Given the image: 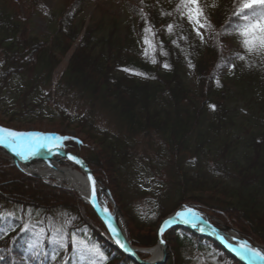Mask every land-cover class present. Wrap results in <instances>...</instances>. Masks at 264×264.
I'll return each instance as SVG.
<instances>
[{"label":"trees","instance_id":"obj_1","mask_svg":"<svg viewBox=\"0 0 264 264\" xmlns=\"http://www.w3.org/2000/svg\"><path fill=\"white\" fill-rule=\"evenodd\" d=\"M235 2L199 0L212 25L206 43L201 44L193 25L174 12L179 0H143V4L123 0L124 21L89 23L81 16L90 0H68L52 19L53 30L48 36L32 34L29 24L16 17L10 0H0V100L19 77L25 82L17 97L20 103L40 98L39 103L52 109L60 124L67 122L72 127L74 136L63 141V146L80 157L99 185L108 190L126 221L132 247L153 248L156 228L170 214L158 203L155 222L143 224L124 199L119 175L132 158L128 143L137 137L159 143L169 157L166 185L176 197L173 209L182 204L214 209L226 226L264 246V59L249 56L247 63L252 62L255 68L236 75L240 65L247 63L234 57L244 51L240 43L234 50L226 46L237 42V36H221L219 46L209 38L226 29L230 19L235 21L231 15ZM141 7L156 33L150 37L156 45L151 53L155 64L143 55L146 25L138 14ZM168 24L174 25L171 34ZM161 45L167 55L160 54ZM164 63L170 67L165 69ZM229 64L235 65L231 71L236 78L231 82L238 91L226 87ZM60 66L64 69L54 80ZM186 69L193 71V87L183 82ZM42 74L49 79V86L45 95L38 97ZM245 94L256 104L245 105L252 115L248 126L237 124L234 112L238 105L232 103L234 96ZM60 100L80 103L86 110L82 115L71 114ZM96 106L111 114L115 135L96 133ZM13 118L0 124L9 125ZM203 166L215 179L202 175ZM0 201L42 213L65 210L74 218L63 226L65 232L98 245L106 257L103 264H135L121 253L103 224L73 191L26 176L1 155ZM14 217L0 219V244L5 250L0 264H87L67 248L60 250L49 244L52 233L47 227L28 223L25 233L20 230L27 223L25 219ZM41 227L45 232L40 235V247H30ZM163 237L169 254L166 264H239L188 230L171 228ZM54 251L59 253L57 261L51 260ZM137 256L141 260L149 257Z\"/></svg>","mask_w":264,"mask_h":264},{"label":"rangeland","instance_id":"obj_2","mask_svg":"<svg viewBox=\"0 0 264 264\" xmlns=\"http://www.w3.org/2000/svg\"><path fill=\"white\" fill-rule=\"evenodd\" d=\"M67 1L68 0H10V4L20 22L29 24V31H31L32 34L36 36H48L53 30L52 19L58 15ZM122 3L123 0H90V5L82 14L81 19H83L85 23L97 21L106 22L111 19L117 22H122L125 19ZM201 32L206 39L208 35L207 30L202 29ZM237 44H239V41H230L227 43L226 47L230 50H234L236 49ZM240 48L243 49L241 46ZM243 53L246 54L245 52ZM249 56L252 55L246 54L245 63L250 61ZM242 64L240 65V69L236 75H239L242 70L248 72L250 69L255 68V64H252V62L250 64ZM63 69L64 66H60L57 69L58 73L55 72L54 80L56 75L59 74V71ZM44 74L39 75V77L44 81L39 82V89H41V91L38 92V97H43L48 91L49 79L46 80ZM226 74L230 76H228L229 83L226 84V87L232 90V88L234 89L235 87L232 85L231 79L234 77L236 78V75L233 74V71H227L225 75ZM182 79L188 87H193L194 74L191 69L184 70L182 73ZM260 81L263 82L262 79H260ZM24 83L23 79L15 77L10 92H8V94L0 100V121H7L12 115H14V118L9 125L2 123L0 124V127L20 132H40L73 137L74 132L72 131V127L67 126V122L60 124L55 112L46 106V104L39 103L40 98L33 102L27 101L25 103H20V101L17 100V97H20L19 95L25 89ZM256 83L259 84L258 81H256ZM233 95L234 93H232V96ZM31 103L37 106H29ZM60 103L71 114L82 115L86 110V108L80 103H69L65 100H60ZM232 103L238 105V110L234 112L237 124L241 122L239 124L242 126H248L247 123L251 121L252 115L248 112V110H246L245 105L256 107V104L252 101L251 96L247 94L236 95L234 96ZM94 122L97 128V134L101 135L103 132H107L109 136L116 134L117 128L114 125L111 114L99 106H96V118ZM155 143L156 142H152L151 140L149 142V139H142L141 137H137L135 142H129L128 145L130 146V154H132V158H130L129 163L121 169V175H119L120 185L125 196L124 199L128 204L129 209L137 216L141 223L148 225H152L158 216V203L165 208V213L168 212L170 214H173L180 208L186 206V204H182L174 209L172 207V204L176 201V197L172 193L168 192V187L166 185L168 178L167 171L169 157L166 155L165 150L162 149L159 143ZM60 150L71 153L64 148L63 141H61ZM0 155L22 172L19 167L12 163V159L8 156L7 152L1 148ZM60 165L63 168L69 167V165L65 162H61ZM201 170L202 175H212L209 174V170L205 166H203ZM210 177L215 179L213 175ZM40 180L51 184V186L57 184L55 180L52 179ZM103 188L106 189L105 187ZM191 207L205 215L208 219V223L216 229L220 230L226 227L228 229L235 230L251 245H256L264 249L263 245L258 244L254 240H251L247 236L241 234L237 229L226 226L216 216V214L213 213L217 212L216 210L195 204L191 205ZM8 212L14 213V216L19 217V219H25L27 223L32 225L35 223L41 224L47 228H49L50 225L52 227H63L65 225V220L72 217L70 216L71 213H68L65 210H55L52 212L42 213L33 208H20L16 205L0 201V214ZM29 213L31 214L30 216L28 215ZM119 215L123 219L125 235L128 241L127 224L120 210ZM41 221L43 223H38ZM107 234L110 236L108 232ZM4 251V246L0 244V256L4 254ZM201 257L202 256L200 255V258ZM196 264L202 263L199 262Z\"/></svg>","mask_w":264,"mask_h":264},{"label":"snow or ice","instance_id":"obj_3","mask_svg":"<svg viewBox=\"0 0 264 264\" xmlns=\"http://www.w3.org/2000/svg\"><path fill=\"white\" fill-rule=\"evenodd\" d=\"M143 4V0H140ZM174 12L179 13L182 18L188 20L190 24L193 25L192 30L195 32L196 36L199 37L201 44L206 43L205 36L202 34L201 30H210L212 25L209 22L208 17L205 15L204 8L200 6L199 0H179L176 5ZM138 14L142 20L145 22L143 44L145 45L143 49V55L146 58H150L152 63H156L155 58L151 56L152 52L156 51V45L150 37H155L156 33L153 31L152 26L148 23L147 14L144 12V8L141 7L138 10ZM161 15H173V12L161 13ZM232 17L235 21L231 19L228 22L227 28L221 31H217L214 37H209L216 41V45H220V37L224 35H236L241 47L244 52L248 55H255L261 59H264V0H236L232 12ZM174 25L168 24L167 31L169 34L173 32ZM185 39V37H181ZM176 44V41H172ZM161 55H167L163 51V46L161 45ZM241 61L246 60V55L237 53L234 57ZM188 66L193 67L191 61L189 60ZM221 65H217L220 67ZM165 69H168L170 65L164 63L162 65ZM234 64H229V71L234 68ZM124 71H131L130 69H124ZM134 75L144 76V73L133 72ZM217 83H219L217 81ZM213 110H215L214 105H210ZM72 139L69 136H60L56 134H46L40 132H20L10 130L5 127H0V148H5L13 155L18 156L22 160L30 159L32 156L36 155L42 149L48 152H53L54 149H60L61 141H67ZM79 142V141H77ZM67 158L75 163H81L76 157L68 155ZM87 181L91 185V198L90 202L95 199V184L96 181L91 174L87 175ZM95 207L96 205L93 204ZM105 215V220L109 231L112 233V238L116 243L124 248L125 244L118 239L120 233L117 232L116 228L112 227L111 223V213L107 207L102 209ZM31 215L30 213L28 214ZM15 218L14 213L8 212L0 214V219H10ZM71 219L65 220V224H70ZM203 220L207 224V220L204 219L202 214L192 208L191 206H184L180 210L176 211L172 217L165 220L159 228V233L163 235L165 229L171 226L175 222L184 223L196 228L199 222ZM38 223H43L38 222ZM211 227V225H208ZM30 225L24 223L20 229L22 232L27 233L29 231ZM201 232L204 231L203 227L199 229ZM48 231L52 233L48 237V243L54 245L60 250H65L66 248L71 251L73 256H79L81 260H86L87 264H103L106 257L98 245L85 239L78 238L75 233H66L63 227H52L48 228ZM215 231V229H213ZM45 232V228L41 227L39 233H36L37 240L30 245V247L37 248L40 247V235ZM70 236V239L68 237ZM223 239V237H221ZM161 244L164 240L161 239ZM232 250L238 253L242 258L246 259L249 264H264V250L252 246L247 240H237L235 246ZM59 253L54 251L51 256L52 261H57ZM61 264H65L61 261Z\"/></svg>","mask_w":264,"mask_h":264},{"label":"bare ground","instance_id":"obj_4","mask_svg":"<svg viewBox=\"0 0 264 264\" xmlns=\"http://www.w3.org/2000/svg\"><path fill=\"white\" fill-rule=\"evenodd\" d=\"M6 152V150H4ZM12 154V153H11ZM13 155V154H12ZM16 157V160L13 158L12 161L17 163V166L26 174L31 175H38L43 179H52L59 185H63L73 190V192L79 195L84 201L88 200L91 196V187L89 182L87 181L86 176L80 171L73 167L63 168L61 167V162H63V158L58 153H45L40 154L38 152L36 155L32 156L30 159L22 160L18 156L13 155ZM95 199L98 203L100 212L105 217L104 212L102 209L107 207L111 213V222L114 224L117 232L120 233V237L126 239L125 235V227L122 218L120 217L119 213L112 207L105 196L104 189L96 186L95 187ZM79 198V197H78ZM204 219H208L205 215L202 214ZM201 227V223L199 222L198 226L194 228L195 230H199ZM216 229V228H215ZM218 234L223 237L225 241L235 246L237 240L243 239L237 231L228 229L226 227L218 230ZM256 248L264 250L262 247H258L256 245H252ZM161 248L155 247L151 251V255L153 258L160 257ZM249 264V262H246Z\"/></svg>","mask_w":264,"mask_h":264},{"label":"water","instance_id":"obj_5","mask_svg":"<svg viewBox=\"0 0 264 264\" xmlns=\"http://www.w3.org/2000/svg\"><path fill=\"white\" fill-rule=\"evenodd\" d=\"M15 131V130H14ZM3 150H6L8 156L11 158V159H15L16 160V157H14L11 152H9L7 149L5 148H1ZM45 153H58L61 155V157L63 158V162L71 165L73 168L77 169V170H80L87 178V175L88 174H91L92 177L94 178V180L96 181V184H95V187L96 186H99V183L97 182L96 178L94 177V175L92 174L91 170L89 169V167L87 166V164L78 156L74 155V154H71V153H68V152H64L60 149H54L53 152H48L47 150H41L40 151V154H45ZM68 155H72L74 157H76L81 163H75L71 160H69L67 158ZM12 163L14 165L17 166V163L13 162ZM18 167V166H17ZM23 172V171H22ZM25 175L27 176H30V177H34V178H39V179H42V180H45L43 179L42 177L38 176V175H31V174H26L25 172H23ZM90 184V183H89ZM56 187H60V188H64L66 190H70V191H73L72 189L68 188V187H65L63 185H59V184H56L54 185ZM91 187V185H90ZM103 188V187H101ZM104 189V188H103ZM104 193H105V196L110 204V206L112 208H114L118 213H119V210L117 208V206L115 205L110 193L108 192V190L104 189ZM77 196L79 197V199L87 206H89V208L92 210V212L94 213V215L97 217V219L103 224V226L105 227V229L107 230V232L110 234V236L112 237V233L109 231L108 229V226H107V223H106V220H105V217L102 215V213L100 212V209H99V206H98V203L96 201V199H94V201H91L90 202V198L86 201H84L78 194ZM93 204H95L96 206L94 207ZM183 208V207H182ZM181 209V208H180ZM179 209V210H180ZM178 211V210H177ZM174 215L171 214L169 216H167L166 218H164L163 220H161L157 226V229H156V232H155V236H156V239H157V243H156V246L155 247H160L161 248V253H160V257L158 258H153L152 255H151V251L155 248H152V249H148V250H142V249H136V248H133L131 247V245L128 243L127 239H123L121 238L120 236H118V239L120 241H122L124 244H125V247L124 248H121L117 243L116 241L113 239L114 243L117 245V247L119 248V250L121 251V253L127 258L129 259L130 261H132L133 263L135 264H166L168 258H169V254H168V249L165 245V243L161 244L160 241L161 239H163V235H161L159 233V228L160 226L163 224V222L167 219H169L170 217H172ZM123 220V219H122ZM112 225V227H114V224L109 221ZM201 223V227L204 228V231L201 232L200 230H195L193 227H191L190 225H187V224H184V223H180V222H175L173 223L171 226L167 227L164 231V233L166 231H168L169 229L171 228H181V229H184V230H188L189 232H191L192 234L196 235V236H199V237H203L207 240H209L210 242H212L216 247H218V249H220L224 254H226L229 258H231L232 260L236 261L237 263L239 264H247V260L242 258L238 253L234 252L232 250V248L234 247V245L228 243L227 241H225L224 239H221V236L218 234V231L215 229V227H213L211 225V227H209L208 225H210L208 222L207 224L204 223L203 220L200 221ZM115 228V227H114ZM213 229H215V231H213ZM163 233V234H164ZM138 253H142V254H147V255H150V257L146 260H141L138 258L137 254Z\"/></svg>","mask_w":264,"mask_h":264}]
</instances>
